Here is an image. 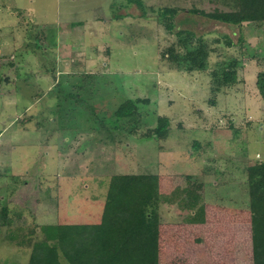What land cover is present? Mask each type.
I'll list each match as a JSON object with an SVG mask.
<instances>
[{"label": "rangeland", "instance_id": "obj_1", "mask_svg": "<svg viewBox=\"0 0 264 264\" xmlns=\"http://www.w3.org/2000/svg\"><path fill=\"white\" fill-rule=\"evenodd\" d=\"M235 5L0 0V264H28L45 225L99 222L128 174L155 176L160 264H254L264 21L207 15Z\"/></svg>", "mask_w": 264, "mask_h": 264}, {"label": "trees", "instance_id": "obj_2", "mask_svg": "<svg viewBox=\"0 0 264 264\" xmlns=\"http://www.w3.org/2000/svg\"><path fill=\"white\" fill-rule=\"evenodd\" d=\"M207 15L234 25L261 22L264 21V0H236L235 10ZM220 81L222 85H234L236 71L226 70ZM257 88L264 100V71L257 76ZM134 109L135 105L128 101L117 114L132 115ZM159 121L153 133L164 137L168 121ZM154 179V175L148 174L113 176L100 221L43 226L45 238L36 244L28 264H160ZM248 185L253 261L264 264V162L249 167Z\"/></svg>", "mask_w": 264, "mask_h": 264}, {"label": "crops", "instance_id": "obj_3", "mask_svg": "<svg viewBox=\"0 0 264 264\" xmlns=\"http://www.w3.org/2000/svg\"><path fill=\"white\" fill-rule=\"evenodd\" d=\"M158 219H159V217H158ZM93 223H96V222H93ZM159 247H160V253L162 252V249L164 248L163 246H162V243H161V230H160V225H159ZM168 249V248H167ZM165 252V251H164ZM160 253H159V259H160ZM159 262H160V260H159Z\"/></svg>", "mask_w": 264, "mask_h": 264}]
</instances>
